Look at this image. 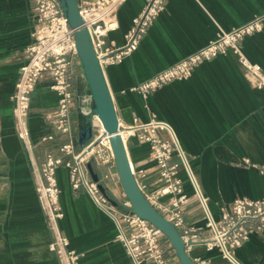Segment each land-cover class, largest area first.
I'll use <instances>...</instances> for the list:
<instances>
[{
    "label": "crops",
    "instance_id": "0c3cea01",
    "mask_svg": "<svg viewBox=\"0 0 264 264\" xmlns=\"http://www.w3.org/2000/svg\"><path fill=\"white\" fill-rule=\"evenodd\" d=\"M146 2L121 4L118 28L110 33L117 45L125 44L133 19ZM35 7V0H0V264H60L49 248L50 234L30 155L16 132L13 116L12 96L26 49L35 39ZM261 13L264 0H166L138 48L104 68L123 124L134 118L149 121L155 114L174 127L216 218L238 197L264 198V173L258 168L264 167V87H258L255 76L233 50L203 62L190 77L166 83L147 95L136 87L206 46L222 29L230 30ZM241 47L246 59L264 73V29L244 37ZM50 85L49 79L38 84L29 115L34 154L40 162L47 152L61 155L60 147L70 141L75 144L79 133L76 108L71 112V133L56 129L50 116L57 109L59 95ZM49 135L53 139L43 140ZM127 146L138 181L148 189L157 188L161 176L150 143L131 137ZM247 158L257 166L243 164ZM107 168L94 164L96 171ZM111 169L117 172L116 167ZM180 176L190 196L184 218L200 239L193 243L190 255L211 264H233L218 247L210 248L204 242L211 237L205 210L183 170ZM57 178L64 211L60 226L80 254L81 264H133L117 238V222L84 187L72 186L68 167L60 165ZM108 185L116 201L126 198L115 177ZM247 225L255 228L256 223ZM160 237L166 257L181 264L170 240L163 233ZM235 255L243 264H264V229H254Z\"/></svg>",
    "mask_w": 264,
    "mask_h": 264
},
{
    "label": "built area",
    "instance_id": "2783aa9c",
    "mask_svg": "<svg viewBox=\"0 0 264 264\" xmlns=\"http://www.w3.org/2000/svg\"><path fill=\"white\" fill-rule=\"evenodd\" d=\"M124 1L126 0H78L83 26L89 30L103 70L109 64L123 61L138 48L140 41L166 4V0H147L143 10L133 19L131 29L125 36V44L119 46L110 38V33L118 28V10ZM35 3V39L26 49L25 61L20 68L12 100L16 132L30 155L38 198L50 234V250L56 253L60 264H81L80 254L71 247L69 237L60 226L64 211L60 203L61 189L57 169L60 165H65L70 170L72 186L75 189L84 187L97 205L117 222V238L125 247L133 264H173L166 257V249L160 237L162 232L148 220L134 213L127 197L118 200L119 204L115 205L101 190L99 183H103L110 194L108 181L114 180L115 177L119 185L121 182L118 173L111 169L116 167L111 135L107 133L98 115H92V123L95 121L99 124L96 129L93 127V138L79 150H76L75 144L70 141L60 147L61 155L47 152L42 162L36 158L29 115L32 96L38 84L44 79H49L51 88L58 93V106L50 118L56 129L63 134L72 131V109L76 108L84 114L92 113L93 98L88 91L87 78L79 56L77 28L71 26L61 0H35ZM263 29L264 13H261L229 31L222 30L219 36L206 46L159 71L140 83L136 89L147 95L166 83L190 77L200 64L227 54L230 50L239 55L244 67L255 76L258 87H264V73L246 59L241 47L244 37ZM119 133L127 148L131 137L150 143L152 155L159 168L161 184L154 189H148L145 184H141L131 162L133 172L148 200L179 229L187 251L190 253L193 243L200 239L194 233V228L187 226L184 218V207L190 196L185 192L181 170L191 182L195 196L208 219L207 226L211 237L204 242L210 248L218 247L231 263L243 264L236 257L235 250L249 240L254 229H264V198L238 197L231 207L222 208L221 217L216 218L189 156L169 122L157 118L155 114L149 121L134 118L132 123L123 124L119 120ZM46 139H53V135L43 138ZM89 162L106 166L109 170L97 171L99 180L95 181L88 168ZM243 164L257 166L248 158ZM258 168L264 173V167ZM140 172L145 175V172ZM121 189L123 190L122 185ZM167 196L170 197L165 199ZM250 221L256 223L255 228L248 227ZM193 259L197 264H211L208 259L202 257Z\"/></svg>",
    "mask_w": 264,
    "mask_h": 264
},
{
    "label": "water",
    "instance_id": "95a60500",
    "mask_svg": "<svg viewBox=\"0 0 264 264\" xmlns=\"http://www.w3.org/2000/svg\"><path fill=\"white\" fill-rule=\"evenodd\" d=\"M61 2L71 26L77 28L76 40L79 56L87 78L88 91L93 98L92 113L84 114L79 111V133L75 146L82 147L93 138L94 129L92 115H98L107 133L111 135L110 141L115 155L117 173L125 195L132 204V211L148 220L166 235L181 264H197L187 251L184 238L179 229L148 200L137 182L132 169L128 148L119 133V117L116 106L104 70L93 47L89 30L87 27L83 26V18L79 12L78 0H61ZM88 168L93 179L98 181L99 173L95 171L92 162L88 163ZM99 186L101 190L108 195L112 203L115 205L119 204L118 201L109 194L103 183H99Z\"/></svg>",
    "mask_w": 264,
    "mask_h": 264
},
{
    "label": "rangeland",
    "instance_id": "374dc122",
    "mask_svg": "<svg viewBox=\"0 0 264 264\" xmlns=\"http://www.w3.org/2000/svg\"><path fill=\"white\" fill-rule=\"evenodd\" d=\"M255 16H256V15H255ZM255 16H254V17H255ZM246 22H247V21H246ZM238 26H239V25H238ZM232 29H233V28H232ZM222 30H224V29H222ZM222 30H221V32H222ZM230 30H231V29H230ZM225 31H229V30H225ZM221 32H220V33H221ZM230 51H231V50H230ZM228 53H229V52H228ZM236 54H237V53H236ZM223 55H224V54H223ZM98 125H99V124H98L97 122H95V121L93 122V127H94L95 129L98 127ZM107 169H108V168H107ZM120 186H121V185H120ZM165 236H166V235H165Z\"/></svg>",
    "mask_w": 264,
    "mask_h": 264
}]
</instances>
